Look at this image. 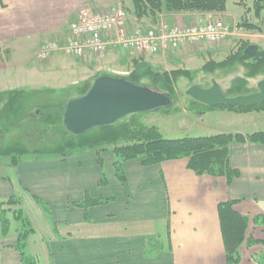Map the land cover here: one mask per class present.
Returning <instances> with one entry per match:
<instances>
[{
  "label": "crops",
  "instance_id": "0c3cea01",
  "mask_svg": "<svg viewBox=\"0 0 264 264\" xmlns=\"http://www.w3.org/2000/svg\"><path fill=\"white\" fill-rule=\"evenodd\" d=\"M116 1L3 0L0 92L31 89L42 100L64 92L63 99H69L77 96L80 83L97 74L125 75L113 61H130L127 53L133 61L144 58L166 71L186 67L175 54L197 44L186 43L174 53L170 46L144 56L137 50L113 47L83 58L58 51L39 58L44 46L55 39L67 43L69 23L83 8L107 10ZM191 14L194 18L211 15L198 11L160 15L180 26ZM129 15L134 30L144 32L153 23L146 17L138 20L140 26L131 10ZM218 109L229 115L238 113ZM229 155L230 165L240 172L231 183L224 176L196 174L188 167L187 157L152 165L145 164L143 157L122 161L123 180L115 171L118 156L109 151L79 150L66 157L0 164V205L13 195L20 198V207L34 229L26 253L38 264H227L218 206L235 201V211L251 217L246 241L239 249L240 264H264L260 260L264 224L253 222L264 218V144L233 142ZM86 200L102 202L85 204ZM18 226L19 221L12 222L5 235L0 220V264H21L16 249ZM247 239L258 243L247 245Z\"/></svg>",
  "mask_w": 264,
  "mask_h": 264
},
{
  "label": "trees",
  "instance_id": "16d2710c",
  "mask_svg": "<svg viewBox=\"0 0 264 264\" xmlns=\"http://www.w3.org/2000/svg\"><path fill=\"white\" fill-rule=\"evenodd\" d=\"M259 1L260 0H255V5H257L256 10L258 12L262 8ZM226 3L227 0H133L136 17H148L154 23H157L159 14L164 12L180 13L191 10L202 13L214 11L224 12L227 7ZM0 5H4L3 0H0ZM246 47V45L242 47L240 53L234 58V60L237 59L236 61H230L231 63L241 62L244 67V75L235 77L230 81L229 88L225 90L227 96L251 94L254 90L253 88H250L248 79L264 74V49L260 48L258 53L248 56L244 54V49ZM134 64H136V68L128 75V77L136 82L138 81L143 83L148 88L159 92L169 93L173 95L174 100L177 95L175 83L177 82L178 77H182L183 75L193 76L192 72L186 69L174 70L171 71V73L161 72L160 70L158 71L155 69L149 62L140 59L136 60ZM227 64L228 63L213 64L208 62L205 64L203 69L214 71L215 67H226ZM99 75L100 74H97L95 77ZM145 79L149 81H143ZM92 81L80 83V85L76 87L77 96L86 93L90 88ZM30 93L31 92L26 89L1 91L0 103L1 101L3 102L6 113L17 115L23 112L24 99L27 98V95ZM52 98L53 96L49 95L46 100L52 102ZM67 99H63L64 103ZM198 103L205 106L206 110L221 108L240 113L251 112L253 110H264V104L253 105V107H233L227 105L212 107L208 105L206 106L200 102ZM168 110L170 109H163L162 111L168 112ZM51 112L52 111L49 110L46 116H44V122H46L45 120L54 118V115H52ZM40 114H35V116L30 114V116L36 119L40 116ZM140 115L141 114H138L120 125L93 129V131H89L82 135L70 134L64 127L66 134L71 140L67 143L64 142L59 146H56V148L48 150L37 149L28 151L26 147H23L20 144L6 145L4 142L0 154L10 157V163L15 166L22 160L17 159L20 155L27 154L33 157H45L49 159L60 156L66 157L71 155L74 151L83 150V148L86 147L98 149L99 147L105 148V146H111L113 148V152L116 156H118L115 171L121 180L124 179L122 161H129V159H139L140 157H143L145 164L152 165L154 163H162L166 160H175L187 157L189 159L188 167L194 170L196 174H208L216 177L224 176L227 178L228 182L231 183L233 179L240 175L239 170L230 165L229 153L231 144L233 142H255L264 144V131H254L253 133L247 134L219 132L218 134H210L208 136H185L184 138L169 139L164 135H161L156 126L153 125L147 127L138 122ZM57 116H59L60 122H62V111L58 112ZM0 124L5 133L8 127L7 124L3 120L0 121ZM101 202V200H86L85 204H97ZM16 203L20 204V198L13 195L10 199L2 202L0 205L1 227L2 233L5 235L12 225V222L8 215L10 210L3 209V207L5 204L10 206ZM234 203L235 201H222V203L218 206L222 235L224 236V245L226 246L227 264L240 263L241 257L239 256V249L246 241L247 230L251 223V217H249V215H243L238 211H235L233 208ZM12 213L14 215V221L20 222V227L17 229L18 240L16 243V249L21 255V264H38L36 258L26 253L27 239L34 231L31 220L25 215L24 210L21 207L17 210H13ZM253 222H256L257 224H264V218H254ZM257 243L258 241L255 239H247V245Z\"/></svg>",
  "mask_w": 264,
  "mask_h": 264
},
{
  "label": "rangeland",
  "instance_id": "374dc122",
  "mask_svg": "<svg viewBox=\"0 0 264 264\" xmlns=\"http://www.w3.org/2000/svg\"><path fill=\"white\" fill-rule=\"evenodd\" d=\"M261 4V10L258 12L256 10L255 0H227L226 10L224 12H205L211 15H203L204 17L187 16L188 18H183V23H180V26H177L183 30H191L193 26L197 24H205L209 21H222L231 28L230 33L221 41L215 42H205L201 43L200 46H184L182 48L183 53H176L175 56L182 58L184 65L180 70L186 69L192 72L194 76H179L177 79L176 85V97L175 104L172 106L168 112L159 111L150 114H141L139 116L138 122L144 124L147 127L156 126L161 133L166 138H184L185 136H208L210 134H216V131L219 130H232L241 131L245 134L253 133L254 131H264V110H253L251 112H238L237 114H227L228 112H222L223 110L214 109V111L206 110L205 106L199 104L198 102L191 99L185 94V91L189 89L190 86L194 84H199L202 87L206 88L212 85V81L216 80L220 83L224 90L229 88V83L235 77L244 75V67L241 62L231 63L230 61H236L234 58L240 53L242 47L249 46L250 44H257L261 49H264V0L259 1ZM131 5V9H130ZM125 8L130 14V10L133 15H135L136 10H134L133 0H118L111 4L105 10V8H100L97 10V13H106L111 11L113 8ZM229 12H228V11ZM99 11V12H98ZM242 11V12H241ZM189 13L193 12L187 11ZM229 13V15H228ZM241 13L242 15H238ZM136 16V15H135ZM160 14L158 17L157 23H149V28L158 29V27L163 24H169L166 20H163V17ZM137 19V20H136ZM134 19L136 22L140 23L141 19ZM140 20V21H138ZM130 21V15H129ZM182 21V20H181ZM198 21V22H197ZM132 24V23H131ZM135 25V22H134ZM189 28V29H188ZM133 32H141L140 30H134L131 27ZM61 42V41H60ZM189 42L181 44L182 46ZM181 45L172 46V51L175 52L177 49L181 48ZM194 48L197 52L203 51V54L195 53ZM130 51V50H128ZM178 51V50H177ZM148 51H140L142 56L145 55ZM139 53V52H137ZM130 61H125L124 63L117 64L118 61H113L118 66L125 75L131 74L136 68L134 64L136 60H132L133 56H130L127 53ZM139 55V54H138ZM173 57V54H171ZM238 58V57H237ZM144 61V58H143ZM213 64H222L228 63L226 67H215L214 71L203 69L206 63ZM116 66V67H117ZM158 71L171 73V71H166L164 68H156ZM179 70V69H177ZM207 70V71H206ZM96 72V71H95ZM123 75V74H120ZM124 75V76H125ZM264 78V74L251 77L248 79L250 88H253V92L257 91V82ZM93 78H91V81ZM148 82L149 80H143ZM28 91H32L31 89ZM58 91V90H57ZM50 94L49 92L46 93ZM64 92L51 93L53 96V101H47L46 99L42 100V96H39L35 92H31L27 95V98L24 99L23 103V112L20 114H9L5 112V107L3 102L0 103V121L3 120L7 124V131L4 133L3 141L6 145L20 144L23 147H26L28 151H33L37 149H53L56 146H59L62 143H67L69 139L66 134L64 127H62V122H60L58 112L63 111L65 103L62 96ZM77 94V92H76ZM235 96V95H232ZM60 97V99H58ZM51 99V100H52ZM55 99V100H54ZM57 100V102H56ZM41 109V114L36 119L31 117L30 114L34 113L35 110ZM52 111L54 115L53 119L45 120L44 116L48 111ZM206 113V114H205ZM43 116V118H42ZM48 118V117H47ZM83 150H96L99 153L101 152H113L111 146L99 147L98 149H91L89 147L83 148ZM82 150V151H83ZM61 157V156H60ZM57 157V158H60ZM19 159L22 160H37V159H47L40 157H33L30 155H20ZM11 159L6 155L0 154V164L6 167L10 165ZM6 172V170H5ZM20 204L16 203L14 205H7L3 209H9V217L11 222H14L13 210L19 209ZM12 210V211H11ZM1 211V210H0ZM14 227L17 224L13 225ZM13 227V228H14ZM19 227V226H18ZM239 256L241 253L239 251ZM242 260V257H241ZM240 260V262H241ZM261 262L264 263V257L260 258ZM240 264V263H239Z\"/></svg>",
  "mask_w": 264,
  "mask_h": 264
},
{
  "label": "water",
  "instance_id": "95a60500",
  "mask_svg": "<svg viewBox=\"0 0 264 264\" xmlns=\"http://www.w3.org/2000/svg\"><path fill=\"white\" fill-rule=\"evenodd\" d=\"M259 51L257 44H250L244 49V54L250 56ZM256 85L257 91L251 94L227 96L220 83L213 80L212 85L206 88L194 84L185 94L206 106L253 107L264 104V78ZM174 101L173 95L148 88L127 75L102 73L94 78L86 93L70 97L65 102L62 123L68 133L82 135L93 129L120 125L138 114L170 109ZM40 113L41 110L37 109L32 115ZM3 133L0 124V151L4 144Z\"/></svg>",
  "mask_w": 264,
  "mask_h": 264
},
{
  "label": "built area",
  "instance_id": "2783aa9c",
  "mask_svg": "<svg viewBox=\"0 0 264 264\" xmlns=\"http://www.w3.org/2000/svg\"><path fill=\"white\" fill-rule=\"evenodd\" d=\"M69 24L71 37L67 43L55 39L44 46L39 54L40 59L44 60L56 51L70 57L83 58L90 53H106L113 47L159 53L163 48L181 45L186 41L191 44L221 41L231 31L227 24L215 20L203 25L197 24L191 30L165 23L158 29L133 32L128 10L123 7L113 8L106 13H97L89 7L83 8Z\"/></svg>",
  "mask_w": 264,
  "mask_h": 264
}]
</instances>
